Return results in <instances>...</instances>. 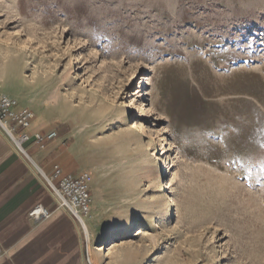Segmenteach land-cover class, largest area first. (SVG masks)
Instances as JSON below:
<instances>
[{
	"label": "rangeland",
	"instance_id": "rangeland-1",
	"mask_svg": "<svg viewBox=\"0 0 264 264\" xmlns=\"http://www.w3.org/2000/svg\"><path fill=\"white\" fill-rule=\"evenodd\" d=\"M1 76L122 133L145 264H264V0H0Z\"/></svg>",
	"mask_w": 264,
	"mask_h": 264
},
{
	"label": "crops",
	"instance_id": "crops-1",
	"mask_svg": "<svg viewBox=\"0 0 264 264\" xmlns=\"http://www.w3.org/2000/svg\"><path fill=\"white\" fill-rule=\"evenodd\" d=\"M16 81L1 76L0 88L34 112L30 131L55 130L57 137L41 148L29 145L27 158L0 129V264H145L152 249L134 244L145 235L133 231L147 228L151 213L137 194L122 133L93 108L61 98L37 101L31 81ZM83 159L92 163L88 240L43 176L56 165L79 172ZM37 205L47 211L39 220L29 215ZM113 240L123 243L108 251Z\"/></svg>",
	"mask_w": 264,
	"mask_h": 264
},
{
	"label": "built area",
	"instance_id": "built-area-1",
	"mask_svg": "<svg viewBox=\"0 0 264 264\" xmlns=\"http://www.w3.org/2000/svg\"><path fill=\"white\" fill-rule=\"evenodd\" d=\"M35 117L34 112L21 107L18 101L3 92H0V129L25 157L30 158L28 146L43 147L57 137L55 130L30 131V126ZM47 189L76 219L83 230L85 240H88L86 219L90 213V181L91 176L87 171L63 173L59 166H54L50 175L43 174ZM34 219L46 217L47 211L37 205L29 211Z\"/></svg>",
	"mask_w": 264,
	"mask_h": 264
},
{
	"label": "bare ground",
	"instance_id": "bare-ground-1",
	"mask_svg": "<svg viewBox=\"0 0 264 264\" xmlns=\"http://www.w3.org/2000/svg\"><path fill=\"white\" fill-rule=\"evenodd\" d=\"M72 63L75 64L76 66H78V64L75 60H73ZM77 69H79V67ZM146 96H147V93L145 92V90H143L141 97H146ZM149 110H150V113L152 115L154 110H153V107L151 105H149ZM138 128L141 131L144 130V128L141 126H138ZM169 150H170L169 148L166 150L161 148V151H162L161 156H164L165 159H163V164L160 167L159 176L161 177V180H160V186L159 187H160V191H161L160 198L162 199L164 204L166 203V205H168L167 216L170 218H173L175 215V211H174L171 195H169V193H170L169 188L171 186V180L167 175V173L172 169V164H171L169 155H166L167 151H169ZM159 163H160V157L157 158L156 164H159ZM138 233H140V230H138L136 232V234H138ZM121 243H123L121 240H113L110 243L109 247L107 248L108 251L113 250L115 247H117Z\"/></svg>",
	"mask_w": 264,
	"mask_h": 264
}]
</instances>
